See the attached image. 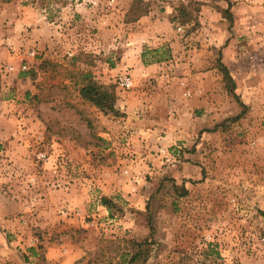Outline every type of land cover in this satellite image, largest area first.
I'll return each mask as SVG.
<instances>
[{
    "label": "rangeland",
    "instance_id": "374dc122",
    "mask_svg": "<svg viewBox=\"0 0 264 264\" xmlns=\"http://www.w3.org/2000/svg\"><path fill=\"white\" fill-rule=\"evenodd\" d=\"M126 1L0 0V106H17L2 123L0 264H264V0H229V29L223 0ZM176 58L181 73L156 67ZM79 72L113 85L118 115L79 96ZM180 103L195 108L179 111L189 139L167 145Z\"/></svg>",
    "mask_w": 264,
    "mask_h": 264
},
{
    "label": "crops",
    "instance_id": "0c3cea01",
    "mask_svg": "<svg viewBox=\"0 0 264 264\" xmlns=\"http://www.w3.org/2000/svg\"><path fill=\"white\" fill-rule=\"evenodd\" d=\"M131 2H132V0H130V1L127 0L126 1V4H125L124 12L123 13H126L128 11ZM150 8H151V6H148L147 7V9H150ZM165 12L166 13H170L171 10L166 9ZM146 13H150V11L148 10ZM146 17H148V16H146ZM138 18L136 19V21L138 20ZM138 33L140 34V36L143 35V32H139L138 31ZM149 34H151V31L146 30V32L144 33V36H148ZM177 61H179V60L176 58L175 60L174 59L173 60H169V61L164 62V63L163 62H160V63H157L156 64L157 65L156 67H158L159 70H161V71H165L167 69L169 71V73H171V74H173V73H181L180 71L179 72H176V67H178V66L183 67L184 63L181 62V61H179V62H177ZM1 66H2V64L0 65V67ZM146 66L147 67H143V65H141L138 74H135L137 72V70H138L137 68L131 69L132 74L134 76L133 77V82L134 83H136L138 81V75H141V76L144 75V77H145V75L148 74V71H149L150 68L148 67L149 65H146ZM208 72H210V71H208ZM3 76H4V73L2 72V70H0V89H7V87H5L6 83H3L2 82ZM24 78L28 79L26 77V75H23V77L22 76H18V74L15 75V76H13V79H16V80L17 79H21L22 80ZM10 80L12 81V79H10ZM9 91H11V90H9ZM188 93H190V92L187 91V95H189ZM194 93H199V90H195V89L192 90V94H194ZM6 98H8V97H6ZM8 106H10V105H8ZM148 106H151L149 102L144 103V106L143 107L144 108L146 107L148 109ZM200 106L201 107H204V104L201 103ZM0 107H1V109H0V142H3L4 140L9 139V136L6 133L7 130L5 131L3 129L2 123H6L5 122V119L7 118V120H9L10 117L13 116L14 111H17V108H16L17 106L15 107V109L12 112H10L9 109L6 110L5 107H4V104H2ZM177 107L175 105H172L171 112H174L175 114L174 113H171V115H170V119H171L170 122L173 123V125H175V126L170 125L171 129L170 128H168V129L166 128L167 130L165 129L166 130L165 131V134L167 132V136L168 137L165 136V137L161 138V142L164 141V142H166L167 145L175 144V141L176 140L183 139V140L186 141V140L189 139L188 137H186L187 132H189V129L186 128V126H187L186 125V122H184V120L182 121V119H184V116L182 115V113L180 114L179 111L181 112L183 109H186L185 115H188V118L191 119L192 118L191 117V112L195 108H193V106H190L187 109V104H182V103L178 104ZM203 110H207V108H203ZM177 111H178V113H177ZM195 118H202V116L200 115V116H197ZM185 119H187V118L185 117ZM176 125H178V126H176ZM132 128H135V126L132 125ZM153 130H154V128H152V129H149V128L148 129H143V127H141V129H140L139 132L142 133L141 135H147V137L149 135L155 136L156 135V132H153ZM149 131H150V134H148ZM133 132L134 131H132V133ZM136 135L137 134L135 133V136ZM181 143H182L183 146L186 145V143L185 144L183 142H181ZM116 192H118L121 197H126V199L129 198V196L127 194H124L123 190H120V188H116L115 189L113 186H112V189L109 192H107V193H116ZM103 195H106V193H103Z\"/></svg>",
    "mask_w": 264,
    "mask_h": 264
},
{
    "label": "trees",
    "instance_id": "16d2710c",
    "mask_svg": "<svg viewBox=\"0 0 264 264\" xmlns=\"http://www.w3.org/2000/svg\"><path fill=\"white\" fill-rule=\"evenodd\" d=\"M4 2H8L9 0H2ZM138 1V0H136ZM226 3V8L222 11V16L227 20L228 26L227 29L230 28L232 23L231 13L229 11V5L231 2L229 0H223ZM189 4V3H188ZM188 4H178L176 11L181 13H185V9L188 6ZM148 4L144 5L143 10L137 12L136 15L133 16L132 20L138 18L140 15L145 14L147 11ZM138 8V7H137ZM136 8V9H137ZM175 10V9H174ZM184 10V11H183ZM198 10V9H196ZM45 61V60H44ZM48 63V62H46ZM216 65L219 69V72L221 73V79L224 80H232L228 74V70L226 66L221 61V56L219 55L216 58ZM77 73V72H76ZM22 75H26L23 73ZM30 77L33 76V73H29ZM77 77H79V88H78V94L79 96L89 102L91 105L96 107L102 112L111 113L113 115H118L119 113L114 108V101L116 99L114 91H113V85L112 84H103L99 83L91 76L89 72H79ZM233 86V85H232ZM234 95V94H233ZM242 105V104H241ZM236 116H234L235 118ZM99 203L102 205L111 215V210L117 208V205L115 202L112 201L110 197L107 196H100ZM145 208H147V204L145 205ZM120 210V208H119ZM151 229V228H150ZM127 243H133L136 244L133 240H127ZM139 245V243L136 244V246ZM129 253V254H128ZM136 255V252H128L125 250H121L116 257H121V259H125L127 256L128 259L125 260L126 263L134 259ZM115 264H119L118 262H114Z\"/></svg>",
    "mask_w": 264,
    "mask_h": 264
},
{
    "label": "built area",
    "instance_id": "2783aa9c",
    "mask_svg": "<svg viewBox=\"0 0 264 264\" xmlns=\"http://www.w3.org/2000/svg\"><path fill=\"white\" fill-rule=\"evenodd\" d=\"M116 82L123 88H129L132 85L131 77L126 72L119 73L116 77Z\"/></svg>",
    "mask_w": 264,
    "mask_h": 264
}]
</instances>
